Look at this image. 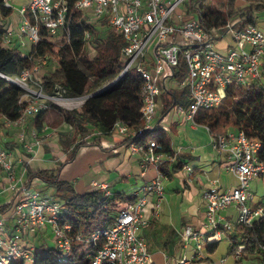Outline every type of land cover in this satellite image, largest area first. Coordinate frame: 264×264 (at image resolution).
I'll return each instance as SVG.
<instances>
[{"label":"built area","instance_id":"2783aa9c","mask_svg":"<svg viewBox=\"0 0 264 264\" xmlns=\"http://www.w3.org/2000/svg\"><path fill=\"white\" fill-rule=\"evenodd\" d=\"M188 1L0 0V7L9 10L8 17L14 16L16 20L14 26L3 27L1 46L15 49L22 56L31 54L30 58L34 60L33 67L22 68L14 76L0 73L8 84L23 90L20 103L24 104V108L20 118L11 121L2 117L5 125L24 126L29 117L49 111L51 102L68 109H78L74 99L66 96L61 87L52 96L45 94L43 77L50 70H56L57 60L54 56L34 55V49L43 40L57 46L70 43V24L75 11L81 12L87 23L103 26L124 38L120 50L123 68L104 87L114 84L130 69H135L144 81L141 93L142 126L138 130L131 129L121 120L113 126V133L125 138H139L153 128L162 103L163 87L184 93L187 103L176 105V111L185 120L193 122L199 110L220 108L228 90L247 87L261 79L264 75V29L258 23L238 27L228 21L224 27H214L208 32L197 17L183 19V9ZM225 37L229 38V42L223 52L217 43ZM84 40L90 53H94L92 35L88 30L84 32ZM181 60L186 75L178 78L176 74L179 73ZM43 68L48 71L43 72ZM84 101H79V104ZM70 128L73 129L72 126ZM207 129L213 148L226 154L225 167L236 176L238 184L223 190L216 181H212L204 191V220L199 228L186 226L182 232L184 246L186 249L191 247L193 254L184 255L178 264H192L204 259L207 247L224 239L228 240L229 249L234 248L230 237L238 225L252 228L256 223L264 222V200L258 202L250 187L254 180L264 179V162L258 157L262 142L242 130L229 128L225 133L215 134ZM21 137L23 139V134ZM135 138L128 144L130 151L141 155L145 165L154 166L156 175L141 187L136 202L117 199L112 204L116 210L112 224L93 232L87 240L89 243L101 242L98 250L90 255L91 264L153 262L140 233L149 225L147 207L150 197L157 195L160 203L164 196L167 175L161 167L167 161H175L176 156L158 152L161 145L155 141H138ZM39 143L38 139L34 145L26 147L33 152L35 144ZM14 166L12 152L0 144V171L6 173L9 182L5 189L16 194L9 216H0V264H35L36 255L48 248L59 253L60 262H67L74 238L82 240L81 234H72L70 201L39 189L26 188L23 184L20 186L21 179L16 176ZM183 169L193 171L189 165H184ZM100 186L108 188L106 184ZM108 195H111L110 190H107ZM229 209H234L235 219L222 215ZM49 232L52 243L48 241L38 246L28 243L25 238ZM246 250V242L240 243L230 255L241 261ZM254 252L264 256V240L256 239Z\"/></svg>","mask_w":264,"mask_h":264},{"label":"trees","instance_id":"16d2710c","mask_svg":"<svg viewBox=\"0 0 264 264\" xmlns=\"http://www.w3.org/2000/svg\"><path fill=\"white\" fill-rule=\"evenodd\" d=\"M238 0H222L223 11L208 8L204 9L206 0H189L183 9V19L188 20L197 17L205 30L210 32L214 27H224L230 21L235 26L243 27L247 24H256L261 14H264V0H246L243 7L237 8ZM10 11L0 7V16L5 20ZM71 40L69 44L57 46L49 40H43L34 49L35 57L54 56L57 60L56 70H50L43 77L45 94L54 95L58 87L65 90L67 96H88L80 109H68L51 102V109L61 115V122L70 124L73 127V134L81 139L75 143L74 136L70 142L76 147L85 146L87 143L83 138L95 133L96 140L105 135L113 133V126L116 121L121 120L131 129L138 130L142 126L141 114V93L143 79L135 69H130L121 76L114 84L106 89L97 92L107 82L113 80L122 70L120 50L124 44V38L120 33L106 30L103 26L90 24L85 21L82 13L75 11L70 24ZM88 30L92 35L91 44L94 53H90L84 40V32ZM4 28L0 24V73L14 76L22 68H30L34 65L31 54L22 56L21 52L4 48L1 46V38ZM43 34H45L43 32ZM179 73L176 77L182 78L186 75L184 62L181 60ZM103 89V88H102ZM163 94L168 97L163 103L162 113L165 114L178 102L186 105L187 101L183 92L178 89L162 88ZM23 90L14 85L8 84L7 80L0 75V118L16 121L21 116L24 104L20 103ZM233 101L229 111L199 110L195 116V122L205 125L215 134L226 132L228 127L234 126L237 130L244 131L249 137L257 138L262 142V148L258 157L264 162V75L261 79L253 82L247 87H236L228 90L224 104ZM50 109V110H51ZM47 111L35 117V124L40 129L45 121ZM2 122L0 120V130ZM135 137L125 138L124 144H129ZM138 141H155L161 145L160 153L175 155L171 149L170 138L158 125L146 130ZM66 146L68 145L65 143ZM176 161L165 162L161 170L172 179L174 174L182 170L185 160L181 156ZM28 170V183L39 177L54 187V196L70 201L69 218L73 223V235L81 234L82 240L74 238L72 250L67 262L58 260L59 253L48 248L36 255L35 264H91V257L101 242L89 243L87 240L91 234L99 229L110 226L116 216L113 203L120 199L134 203L137 196H125L121 193L105 196L100 189L85 192H77L73 184L67 180H61L58 173L53 175L46 170ZM13 200L0 205V214L8 216L16 202L15 194ZM162 239L159 242L151 239L153 228L151 223L143 229V238L146 241L148 251L161 248L164 251L175 252L180 243L179 234L171 227H162ZM151 234V235H150ZM256 239L264 240V222L256 223L254 227L247 228L238 225L230 237L234 248L246 242L247 250L244 258L250 255H261L254 252ZM219 247V242L210 244L207 247L208 253H214ZM234 248L229 249V253ZM263 258L264 256L261 255ZM196 262H204L196 260Z\"/></svg>","mask_w":264,"mask_h":264},{"label":"crops","instance_id":"0c3cea01","mask_svg":"<svg viewBox=\"0 0 264 264\" xmlns=\"http://www.w3.org/2000/svg\"><path fill=\"white\" fill-rule=\"evenodd\" d=\"M257 23L264 29V14H261ZM229 38L225 37L218 40V47L221 51H225ZM182 92L181 90H179ZM163 102L160 104L153 125H158L164 130L170 138L171 149L176 158L181 156L193 171L186 172L182 170L176 172L172 179L164 181V196L159 203V197L152 195L150 203L147 207V215L149 216V224L153 228L151 239H162V227L173 228L180 236L181 243L178 249L173 253L164 251L161 248H155L151 251L153 262L151 264H178V261L184 256L193 254L192 248L186 249L184 246L182 232L186 226L199 228L205 218V203L203 199L204 191L210 187L212 181H216L218 186L223 190H228L238 184L236 176L228 171L225 167L227 156L225 153L216 151L211 144V135L205 125L185 120L177 113L176 107H171L165 114L162 113ZM177 105H181L178 102ZM0 130V144L12 152L15 161V174L21 179V184L29 189H39L45 193L54 194L55 189L51 184L43 179L36 177L28 183V170L50 172L46 167L49 166L47 159L51 153L47 143L51 148L59 150H67L72 147L75 150V143L81 137L72 134L69 138L60 140V136L65 135L71 125L61 122V115L55 110L46 112L45 121L42 128H38L35 124V117H29L24 126L5 125L2 118ZM71 129V128H70ZM232 129V128H231ZM74 132V131H73ZM23 134V139H22ZM54 136L58 140H53ZM74 136L80 138L75 143H71L70 139ZM95 133L83 138L87 143L85 146L99 143L102 153L108 157L97 168L96 173L90 170V175H86L85 182L77 180L73 184L77 192L91 191L100 189L107 196V190L111 195L121 193L127 197L141 194L140 189L146 183L152 180L156 175V170L152 165H145L141 159V155L132 153L127 144H124V136L112 133L99 137L95 142ZM40 140L39 144H35L34 151L27 149L26 145L35 143ZM67 143L68 145L66 146ZM86 151V150H85ZM177 159H175L176 161ZM36 165L38 168H33ZM183 165V167H184ZM59 175V172H58ZM177 178V179H176ZM259 180V179H258ZM264 180V179H262ZM261 181V180H260ZM9 184L5 172L0 171V205H4L13 200L15 193L5 189ZM101 184L108 185L107 189H102ZM53 189V190H50ZM257 197L256 190H252ZM16 196V194H15ZM16 199V198H15ZM264 195L257 197V201H263ZM157 205V207H155ZM2 214H0L1 216ZM227 219H235L234 209L223 211ZM6 216V215H5ZM9 216V215H8ZM11 223V222H9ZM143 236L144 231H141ZM150 234V235H151ZM28 243L41 245L47 243L46 235L40 233L37 237L25 236ZM227 240V239H224ZM223 241V240H222ZM228 242V240H227ZM219 242V246H220ZM229 245V243H228ZM219 248V247H218ZM217 248V250H218ZM214 253H207L202 259L204 262H196L192 264H211L214 261ZM229 251V249H228ZM222 260H224L222 262ZM220 264H242L241 261L235 260L230 253L226 257L221 258ZM217 261V262H218Z\"/></svg>","mask_w":264,"mask_h":264},{"label":"rangeland","instance_id":"374dc122","mask_svg":"<svg viewBox=\"0 0 264 264\" xmlns=\"http://www.w3.org/2000/svg\"><path fill=\"white\" fill-rule=\"evenodd\" d=\"M246 4V0H238L237 1V8L243 7ZM205 10L208 8L216 9L218 11H223V4L222 0H206L204 7ZM198 17V16H197ZM16 23V20L14 19V16H10L6 18L5 20L2 19L0 16V24L3 27H12ZM54 64V63H52ZM53 65H51L50 69H52ZM45 73L48 71L46 68H43V72ZM102 88H99L97 92L102 91ZM62 92V91H61ZM65 94V93H64ZM88 95L90 94H83L78 96H72L73 103L75 105H78L77 108L79 109L81 104H79V101H84ZM67 96V95H66ZM87 96V97H86ZM70 97V96H68ZM168 97L166 94H163L161 101L167 100ZM233 101L230 103H226L222 105L218 110L229 111V106H231ZM57 104V103H56ZM61 107H65L64 105L57 104ZM231 111V110H230ZM236 129L234 126L228 127L226 131L229 129ZM65 135L67 136H60V140H62L64 137L67 139L72 136L73 129H68L65 131ZM80 138L76 137L75 140L78 141ZM53 140L57 141L58 137L54 136ZM49 147V152L51 153L50 158L47 159V162L49 166L46 168L52 172L53 175L59 172V179L61 180H67L71 183H74L77 180H83V183L85 182L86 175H90V170H93L94 173H96V170L98 167L102 165V162H104L105 159L108 158L102 153V148L99 143L89 145V146H80L76 147L75 150H72V147L67 150H59L58 148H51V145L47 143ZM86 150V151H85ZM33 168H38L36 165L33 166ZM91 176V175H90ZM177 179V178H176ZM251 190H256L257 197L264 195V180H254L250 184ZM53 190V189H50ZM46 239L52 243V234L49 232L46 235ZM229 245L227 240H223L220 243V246L217 250V252L214 255V261L216 263L211 264H220V260L223 257H226L229 253L228 251ZM218 261V262H217ZM230 264V263H228ZM242 264H264V258L261 255H250L248 258H244L242 260Z\"/></svg>","mask_w":264,"mask_h":264},{"label":"water","instance_id":"95a60500","mask_svg":"<svg viewBox=\"0 0 264 264\" xmlns=\"http://www.w3.org/2000/svg\"><path fill=\"white\" fill-rule=\"evenodd\" d=\"M107 87H104L102 90H104V89H106ZM90 95H92V94H90Z\"/></svg>","mask_w":264,"mask_h":264}]
</instances>
